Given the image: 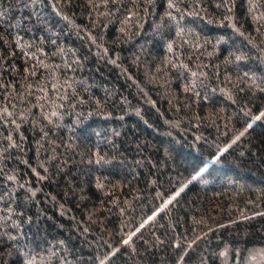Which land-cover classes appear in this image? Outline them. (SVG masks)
I'll use <instances>...</instances> for the list:
<instances>
[{"label": "trees", "instance_id": "16d2710c", "mask_svg": "<svg viewBox=\"0 0 264 264\" xmlns=\"http://www.w3.org/2000/svg\"><path fill=\"white\" fill-rule=\"evenodd\" d=\"M0 264H264V0H0Z\"/></svg>", "mask_w": 264, "mask_h": 264}]
</instances>
